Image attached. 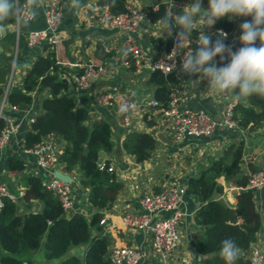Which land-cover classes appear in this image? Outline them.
I'll return each instance as SVG.
<instances>
[{
	"label": "trees",
	"instance_id": "16d2710c",
	"mask_svg": "<svg viewBox=\"0 0 264 264\" xmlns=\"http://www.w3.org/2000/svg\"><path fill=\"white\" fill-rule=\"evenodd\" d=\"M25 0H14L15 10L12 16L0 21L4 32L0 37V97L6 91L8 81L19 61L29 62L30 66L22 79L23 90L10 88L7 98L20 108H28L37 104L38 114L20 139L23 146H33L43 140L49 133L58 139L65 140L59 153V161L66 170L79 167L81 183L90 186L89 200L99 209L108 208L116 199L123 187L115 171L100 168V160L106 164L110 159L103 157L102 152L110 153L114 149L111 138V123L102 120L97 124H89L90 112L88 107L78 104L74 93L73 83L61 72L70 70L61 65L56 57L53 44L44 45V53H39L32 60L21 57L16 51L22 43L20 34L17 43L15 23L18 6ZM163 2V1H162ZM148 7L147 17L150 21L159 22L165 13V2ZM100 6L106 7L112 13H120L128 7V0H96ZM202 6H208V0H201ZM182 7H177L179 12ZM235 20L227 16L215 23L216 28L230 32L235 28ZM176 29L175 32H178ZM198 33L193 32V39ZM212 40L216 33H209ZM156 48L168 50L173 42V36L161 40L152 37ZM18 44V45H17ZM193 48L198 46L193 44ZM95 54L101 58L111 55L101 42L97 43ZM216 59L220 60L219 56ZM227 63L226 60L223 61ZM137 65L132 61L130 67ZM148 83L154 86V97L160 105L154 108L166 107L172 93L182 87L180 77L175 72L165 76L160 69L153 68ZM37 90L36 94L34 91ZM232 95V94H229ZM234 116L238 124L248 133L261 129L264 134V99L251 96L238 101ZM156 114L147 112L144 115L150 126L156 123ZM157 145V138L150 131L132 128L125 135L122 146L134 154L138 161L151 158ZM246 140L228 144L221 154L213 156L199 174L188 178L186 189L199 203L195 213V223L201 229L197 247L203 255L200 264H225L220 257L221 242L225 238L235 239L239 248L237 264H248L246 251L257 238V232L262 224V216L256 208L255 188L247 187L251 173L242 168ZM10 175H16L18 184L24 188V196L20 203L5 199V205L0 209V264H37L35 251L43 249L49 259H56L54 264H114L106 256L109 246V235L100 225L103 215L96 211L90 218L78 211L69 212L62 205L53 191L46 188L40 175L27 172V161L19 153H8L2 163ZM251 171H259L258 165L250 163ZM234 182L240 187L237 202L230 206L215 194L223 190L219 177ZM26 207L24 212L18 211L21 204ZM33 205L36 208L33 209ZM84 246L82 254H68L72 247Z\"/></svg>",
	"mask_w": 264,
	"mask_h": 264
},
{
	"label": "crops",
	"instance_id": "0c3cea01",
	"mask_svg": "<svg viewBox=\"0 0 264 264\" xmlns=\"http://www.w3.org/2000/svg\"><path fill=\"white\" fill-rule=\"evenodd\" d=\"M162 1L165 0H128V5L147 9L150 5L156 6ZM174 1L178 7H183L193 2V0ZM47 2L48 0H35L32 3L34 18L30 21L23 20L20 23L23 40L19 49L18 46L16 47V51H19L21 57L26 60H32L37 54L45 51L44 45L38 47L29 46L27 34L34 28L45 27ZM62 2L64 15L58 29L59 40L54 44L58 62L70 70L69 74H73L76 71L72 67L73 62H78L82 66L89 59H95L108 67V72L97 77L89 88L78 89L73 85L72 89L78 104L89 109V124H97L98 121L104 119L111 123V138L115 144L114 149L110 153L104 152L102 156L110 159V163L115 166L116 176L123 182V187L110 207L99 209L89 200L91 187L82 185L81 171L78 166L68 171L63 168L60 161H56L49 169H45L37 164L33 156H29L26 159V171L34 172L40 175L41 178L50 177L56 169H61L65 173L70 174L72 176L75 205L69 212H82L90 218L96 211L101 210L111 221L117 223L118 228L116 229L100 224L110 239L106 252L107 257H109L113 247L128 245L150 252V255L141 260L139 264H200L203 255L198 250L197 241L201 232L200 227L194 220V213L199 203L192 195L186 193L180 204V208L185 213L181 226L180 243L177 251L166 262L151 254L152 233L139 228L125 227L121 221L122 214L127 211L140 210L141 199L147 193L159 191L174 184L186 186L188 178L199 174L201 169L209 164L213 156L221 154L228 144L241 139L246 140V151L242 168L246 172L252 173L251 163L260 166V170L264 171V134L261 129L248 133L247 130L243 132L236 131L219 124L211 135L189 136L184 137L180 141L175 140L167 129L161 112L158 108L150 105V101L154 98V86L147 81L153 69L150 61L144 60L142 65L135 68L126 66L123 63L124 39L127 30L113 27L109 23L101 21L99 19L100 6H98L96 0H62ZM247 19L252 18L251 16L234 18L236 25L226 36L228 42L241 44L239 41V36L241 35L240 24L247 21ZM204 30L208 34L216 33L220 35V30L215 25L211 28L206 27ZM160 35V23L149 19L144 20L140 24V28L136 33L140 46L148 55H154L166 50L164 47L156 48L154 46L152 37H157L161 40L165 39L160 37ZM165 36H167L166 33ZM98 42H101L107 51H111V55L105 58L97 56L95 50ZM256 45L259 46L258 40ZM23 62L24 64L22 65L24 66L20 67L17 81L14 79L18 68L14 69L12 89L23 90L21 83L26 73L25 67L30 66L29 62ZM216 62L218 66H221L220 60L216 59ZM194 79H196L194 76L180 77L182 86L188 91V98L184 106L205 109L220 121L223 116L224 105L231 95L213 93L207 88V81L199 83V81H192ZM108 89L116 92V94L123 92L133 94L137 104L132 111L131 125L122 124L113 109L97 102V94ZM35 91L37 92V90ZM147 112L156 114V123L152 126L148 125L144 119V115ZM132 128L150 131L157 138V145L150 159L138 161L134 154L123 148L122 141ZM62 143L64 146L66 141L63 140ZM11 152L20 153L19 147L14 143H10L5 148L0 149V182L6 181L10 183L14 190H17L22 186L18 184L16 175L7 173L2 165L5 155ZM219 181L223 185V190L217 192L215 197L223 199L230 206H234L237 202V193L240 188L234 182L226 180L224 176L219 177ZM220 196H223V198ZM255 203L257 210L262 216V224L257 232L255 242L264 249V186L256 189ZM25 210L26 207L22 203L19 204L18 211L22 213ZM169 214V210H160L156 213V216L162 217ZM83 250V245L75 246L71 248L68 254H82ZM34 258L37 264H54L57 261L56 259L47 258L43 249L35 251Z\"/></svg>",
	"mask_w": 264,
	"mask_h": 264
},
{
	"label": "built area",
	"instance_id": "2783aa9c",
	"mask_svg": "<svg viewBox=\"0 0 264 264\" xmlns=\"http://www.w3.org/2000/svg\"><path fill=\"white\" fill-rule=\"evenodd\" d=\"M163 2L166 4L168 0ZM177 7L176 5L174 11H176ZM147 14L148 8L144 9L135 5H128L127 9L120 13H112L104 6H100L99 9V19L101 21L109 23L113 27L127 30L124 39L123 56V63L126 66H130L132 61L139 66L143 64L144 60H149L152 68L161 70L164 68V64L161 61L169 65L173 63L172 60H165L164 58L174 47L176 32L174 31L173 33V42L168 50L148 55L140 46L136 37L140 24L148 19ZM63 15L64 5L62 0H48L45 9L46 25L42 28H34L28 32V45L38 47L46 43L56 44L59 40L58 29ZM33 18L32 3H29V0H25L21 6H18L17 21L15 23L17 43H19L21 34V21H30ZM250 20L247 19V21ZM222 32L229 33L220 30V35H222ZM222 39L233 51L238 50L242 46L239 43L228 42L227 38L222 37ZM191 47L193 48V46ZM225 60L228 62L227 59ZM175 63L178 70L181 58L177 57ZM72 67L76 70L73 74L62 72L61 76L68 77L78 89L89 88L97 77L108 72L107 65L95 59H89L82 66L78 62H73ZM14 69L11 72L6 91L0 97V149L5 148L10 143H14L19 147V154L25 159L33 156L41 168L49 169L54 162L59 161V153L63 148V140L55 137L53 133H49L42 141L33 146H23L20 144L22 134L35 121L38 109L35 103L28 108H20L17 104H13L8 100L7 95L14 79ZM173 72L176 73V70ZM187 98L188 91L182 86L172 93V97L166 107L158 108L167 129L175 140L180 141L184 137L189 136L200 137L211 135L219 124L236 131H244L234 116L238 101L232 95L224 105L223 116L220 121L205 109L185 107L184 103ZM96 100L99 104L113 109L122 124L126 126L131 125L132 111L137 104L132 93L123 92L116 94V92L108 89L99 92ZM150 105L153 107L159 106L160 101L154 97L150 101ZM122 107L127 108V111L122 113L120 111ZM99 165L101 169L107 168L109 171H115V166L111 163L106 164L103 158H101ZM42 182L47 189L54 192L67 211L74 208L75 199L72 182H67L56 177L53 172L50 177L42 178ZM263 186L264 171L252 172L247 187L258 189ZM237 187L240 188L239 186ZM186 191L187 189L184 185H169L162 190L145 194L141 199L140 210L127 211L122 214L121 221L125 227L139 228L152 233L151 254L158 257L161 261H168L179 246L181 226L185 214L180 208V204L187 193ZM23 196L24 188L20 187L14 190L10 183L6 181L0 182V209L5 205L6 198L19 203L23 199ZM220 197L223 198V196ZM160 210H169L170 214L162 217L156 216V213ZM99 222L112 229L118 228L117 223L111 221L105 214L102 215ZM246 253L249 258L248 264H264V249L260 244L255 241L252 242ZM149 255L150 252L145 249L125 245L113 247L109 257L114 264H139L141 260L147 258Z\"/></svg>",
	"mask_w": 264,
	"mask_h": 264
},
{
	"label": "clouds",
	"instance_id": "9594fccd",
	"mask_svg": "<svg viewBox=\"0 0 264 264\" xmlns=\"http://www.w3.org/2000/svg\"><path fill=\"white\" fill-rule=\"evenodd\" d=\"M34 2L29 0V3ZM165 5L164 16L158 19L160 37H172L173 32L179 29L172 51L164 58L173 63L169 65L161 61L165 76L176 70L178 78L194 76L196 79L192 81H207V88L213 93L232 94L236 101L251 96L264 99V0H208L206 8L201 0H193L179 12L174 11V0H168ZM14 10V0H0V21L12 16ZM155 10H159V5ZM226 16L230 20L238 16L252 18L240 24L239 41L242 46L236 51L224 43L222 37L226 38V33L217 34L213 41L204 30ZM193 32L198 33L195 39ZM257 40L259 46L256 45ZM193 44L198 46L195 50L191 47ZM218 56L221 66L217 65L215 59ZM177 57L181 58L178 70L175 63ZM225 59L228 60L226 64L223 63ZM120 111L126 112L127 108L122 107ZM219 255L225 264H237L239 248L235 239L225 238L221 242Z\"/></svg>",
	"mask_w": 264,
	"mask_h": 264
},
{
	"label": "water",
	"instance_id": "95a60500",
	"mask_svg": "<svg viewBox=\"0 0 264 264\" xmlns=\"http://www.w3.org/2000/svg\"><path fill=\"white\" fill-rule=\"evenodd\" d=\"M0 28H2V31H0V37L2 36V34H3V27L2 26H0ZM1 50H2V48H1V46H0V52H1ZM15 67V64H13V68ZM98 122H101V120L100 121H98ZM97 122V123H98ZM104 154V152H102V155ZM54 174H55V176L56 177H58V178H60V179H62V180H65V181H67V182H72V176L70 175V174H68V173H65L64 171H62L61 169H56L55 171H54ZM36 208V205H33V209H35Z\"/></svg>",
	"mask_w": 264,
	"mask_h": 264
},
{
	"label": "rangeland",
	"instance_id": "374dc122",
	"mask_svg": "<svg viewBox=\"0 0 264 264\" xmlns=\"http://www.w3.org/2000/svg\"><path fill=\"white\" fill-rule=\"evenodd\" d=\"M22 64H24V62L23 61H19V63H18V66H17V68L18 69H16V73H15V79L14 80H16L17 81V76L19 75V70H20V67L21 66H24V65H22ZM22 68V67H21ZM26 68V70H27V68L28 67H25ZM19 77V76H18ZM15 82V81H14ZM200 229V228H199ZM200 232H201V229H200Z\"/></svg>",
	"mask_w": 264,
	"mask_h": 264
}]
</instances>
